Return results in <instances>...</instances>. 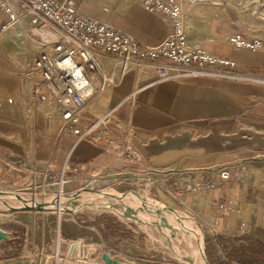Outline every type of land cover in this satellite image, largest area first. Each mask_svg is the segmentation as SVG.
Wrapping results in <instances>:
<instances>
[{"label":"crops","instance_id":"1","mask_svg":"<svg viewBox=\"0 0 264 264\" xmlns=\"http://www.w3.org/2000/svg\"><path fill=\"white\" fill-rule=\"evenodd\" d=\"M76 1L80 13L146 45L161 43L173 31L167 15L146 10L141 0ZM184 2L189 45L230 58L236 66L212 65L202 75L160 80L157 61H125L101 52L98 61L112 82L105 84L99 71L89 72L97 91L79 115L81 134L67 131L52 98L32 103L30 68L39 49L22 25L9 24L0 6V188L30 185L35 177L47 185L58 184L63 177L62 187L71 195L87 181H102L118 171L139 186L149 184L152 170L162 172L161 181L186 174L211 178L219 168L230 167L229 179L215 174L214 187L188 192L185 199L226 235L221 245L245 228L250 198L264 196V48L238 49L229 37L240 32L264 40V0ZM103 115L111 134L138 152L137 160L108 150L99 127H93ZM65 210L70 208L65 205ZM69 220L62 216L60 235L49 245V253L34 260L3 254V245L20 238L13 233L0 242V264H86L81 255L84 235H71L64 225ZM81 222L79 229L88 227ZM41 224L45 227L46 221ZM93 224L109 228L113 236L129 227L108 216ZM28 227L24 225L23 236ZM220 259L229 260L228 253Z\"/></svg>","mask_w":264,"mask_h":264},{"label":"rangeland","instance_id":"2","mask_svg":"<svg viewBox=\"0 0 264 264\" xmlns=\"http://www.w3.org/2000/svg\"><path fill=\"white\" fill-rule=\"evenodd\" d=\"M121 174L118 171L106 175L102 181H87L77 194L71 195L63 188L61 194L60 183L47 185L39 177H35L30 185L1 187L0 196L31 198L27 203L0 206V228L20 236L15 242L3 245V254L16 253L26 260L48 254L49 245L60 235L64 215L70 219L64 221L68 232L73 236L84 235L81 255L85 256L86 264H106L102 257L104 253L131 264H191L180 260L171 250L168 240L172 236L186 258L194 257L196 246L200 247L204 264H264V196L250 198L253 203L248 209L251 226L246 222L239 233L229 236L232 241L225 239L227 243L221 245V239L226 235L219 232L213 221L196 212L185 196L175 195L173 179L166 184L156 178L149 184L145 182L147 185L138 186L127 179L128 174ZM117 178L119 181H115ZM62 197L69 199L64 204L70 210L62 211L61 215L56 208ZM40 203L43 207H38ZM101 216L112 217L129 227L113 236L109 228L101 229L93 224ZM80 219L87 228L79 229L77 222ZM43 221H46L45 227L41 224ZM24 225L29 226L25 236ZM73 249L75 254L77 250ZM224 252L228 253L229 260L220 259Z\"/></svg>","mask_w":264,"mask_h":264},{"label":"built area","instance_id":"3","mask_svg":"<svg viewBox=\"0 0 264 264\" xmlns=\"http://www.w3.org/2000/svg\"><path fill=\"white\" fill-rule=\"evenodd\" d=\"M141 2L146 10L161 12L172 20V33L159 44H143L107 22L80 13L76 0H0L1 8L9 16V24L22 25L39 49L30 68L33 82L29 94L32 103L36 105L52 98L68 132L81 134L77 123L79 115L96 94L89 72L99 71L105 84L112 82V77L102 70L98 61L101 52L120 56L125 61L134 57L157 61L160 80L182 75H202L208 73L207 68L212 65L236 66V62L230 58H218L204 48L189 45L184 0ZM229 41L238 49L264 48L262 38L240 32L232 34ZM166 60L180 68L171 67ZM106 119L107 115L101 116L93 127H99L108 150L114 155L137 160L138 152L130 143L123 146L111 134L105 125ZM231 172L230 167H221L215 174L221 179H229ZM160 173L152 170L147 174L148 179L156 180ZM215 174L212 173L211 178L186 174L185 177L173 179L174 184L170 186L174 188L175 195L182 198L188 192L214 187ZM169 178L164 179L166 184L171 180ZM115 181H119V178ZM59 182L62 186L63 177Z\"/></svg>","mask_w":264,"mask_h":264},{"label":"bare ground","instance_id":"4","mask_svg":"<svg viewBox=\"0 0 264 264\" xmlns=\"http://www.w3.org/2000/svg\"><path fill=\"white\" fill-rule=\"evenodd\" d=\"M63 187H61V194H62V191H63V189H62ZM84 194H85V198H87V196L88 195H86V192L84 191ZM1 195V194H0ZM61 196H63V195H61ZM99 196L100 197H102V196H104V195H100L99 194ZM99 197V198H100ZM109 197H107L106 199H108ZM0 206H6V207H9V205H13V204H15V203H17V202H28V201H31V198H29V197H25L24 199H17V198H15V197H7L6 196V194H4L3 196H0ZM34 199V198H33ZM58 199V198H57ZM12 200V203H9L10 201ZM35 201H38L39 200V198H36V199H34ZM41 200V199H40ZM49 200H52V199H49ZM69 200V199H68ZM68 200H66L65 198H60V200L58 201V204H57V208H56V210H58L59 211V213L62 215L63 214V212L62 211H65V204H64V202H68ZM109 200V199H108ZM72 201V200H71ZM84 201V200H83ZM152 201V200H151ZM140 202V201H139ZM49 204H53V203H49ZM30 205H33L31 202H30ZM34 206H38L37 204H35ZM40 206H42V203H40L39 204V206L38 207H40ZM43 207V206H42ZM12 208H16V207H14V206H12ZM1 210H4L3 208L1 209ZM164 233V232H163ZM164 235V234H163ZM170 236H172V235H170ZM165 237H168L169 238V236H167V235H165ZM163 238V237H162ZM168 242H170L169 244V246H170V248H171V250L178 256V258L180 259V260H182V261H188V262H190L191 264H204V262H203V255H201V252H200V247H198L197 248V246H196V250H195V255H194V257H191V258H186V257H184L183 255H182V253L180 252V250H178V243H177V241L174 239V236H172L169 240H168ZM175 245V246H174ZM180 245H181V243H180ZM189 245H190V243H189ZM178 247V248H177ZM185 247V246H184ZM181 248V247H180ZM189 248H190V246H189ZM188 248V249H189ZM184 253V252H183Z\"/></svg>","mask_w":264,"mask_h":264},{"label":"water","instance_id":"5","mask_svg":"<svg viewBox=\"0 0 264 264\" xmlns=\"http://www.w3.org/2000/svg\"><path fill=\"white\" fill-rule=\"evenodd\" d=\"M12 237H13V233L11 231L0 228V242L4 240H9ZM102 257L104 261L106 262V264H131V263L119 260V259H114L107 253H104Z\"/></svg>","mask_w":264,"mask_h":264}]
</instances>
